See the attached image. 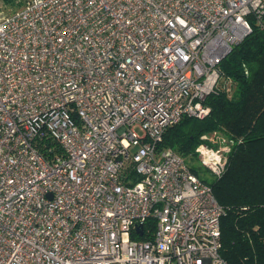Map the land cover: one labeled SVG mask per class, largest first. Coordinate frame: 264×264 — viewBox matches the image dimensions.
<instances>
[{
  "label": "built area",
  "instance_id": "2783aa9c",
  "mask_svg": "<svg viewBox=\"0 0 264 264\" xmlns=\"http://www.w3.org/2000/svg\"><path fill=\"white\" fill-rule=\"evenodd\" d=\"M263 16L264 0H0V264H228L225 208L159 143L210 113ZM235 144L206 133L196 155L221 177Z\"/></svg>",
  "mask_w": 264,
  "mask_h": 264
},
{
  "label": "trees",
  "instance_id": "16d2710c",
  "mask_svg": "<svg viewBox=\"0 0 264 264\" xmlns=\"http://www.w3.org/2000/svg\"><path fill=\"white\" fill-rule=\"evenodd\" d=\"M251 23L252 32L220 63L221 86L205 100L210 113L184 116L159 143L160 149L172 148L193 161L203 134L217 131L236 140L221 177H200L198 168L188 164L225 208L221 253L228 264H264V16ZM226 79L232 80L230 90L223 88ZM42 142L45 154L50 148L62 151L50 139Z\"/></svg>",
  "mask_w": 264,
  "mask_h": 264
},
{
  "label": "rangeland",
  "instance_id": "374dc122",
  "mask_svg": "<svg viewBox=\"0 0 264 264\" xmlns=\"http://www.w3.org/2000/svg\"><path fill=\"white\" fill-rule=\"evenodd\" d=\"M8 11H10V10H8ZM186 161H187L188 164H193L195 167L198 168L200 177L211 179V180L215 177L212 172H210L204 166L201 165V163L198 160V158L196 160H193V161H191L190 159L186 158Z\"/></svg>",
  "mask_w": 264,
  "mask_h": 264
},
{
  "label": "water",
  "instance_id": "95a60500",
  "mask_svg": "<svg viewBox=\"0 0 264 264\" xmlns=\"http://www.w3.org/2000/svg\"><path fill=\"white\" fill-rule=\"evenodd\" d=\"M138 231L142 234V229L140 226L138 227Z\"/></svg>",
  "mask_w": 264,
  "mask_h": 264
}]
</instances>
